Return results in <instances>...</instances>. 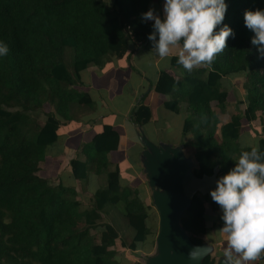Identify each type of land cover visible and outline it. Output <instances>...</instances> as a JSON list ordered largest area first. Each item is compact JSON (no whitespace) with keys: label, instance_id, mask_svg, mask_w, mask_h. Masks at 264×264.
<instances>
[{"label":"trees","instance_id":"trees-1","mask_svg":"<svg viewBox=\"0 0 264 264\" xmlns=\"http://www.w3.org/2000/svg\"><path fill=\"white\" fill-rule=\"evenodd\" d=\"M152 1L0 0V42L9 48L0 56V264H119L117 244L134 251L146 239L149 207L137 187L121 183L120 167L109 159L119 145L111 125H104L68 160L82 189L91 173L98 178L90 206L77 199L76 187L54 184L40 170L62 152L60 118L76 120L94 107L78 87L80 71L124 56L130 41L144 45L154 22L143 21L142 13ZM225 2L223 24L234 30L235 38L227 40L224 52L211 67L191 73L183 69L179 77L163 69L153 86L168 96L167 109L184 115L182 135H193L192 172L199 178L221 177L235 167L242 151L250 150L240 143L243 120L259 119L257 140L248 145L258 143L264 151V59L258 58L251 44L254 33L244 25V12L264 10V0ZM177 59L172 57L173 65H179ZM235 77L242 78L244 108L222 122L229 81ZM130 118L136 126L146 124L149 107L136 106ZM206 200L218 207L207 195L195 193L179 220L194 245H202L207 233ZM121 216L128 241L107 222ZM213 261L206 254L201 264Z\"/></svg>","mask_w":264,"mask_h":264},{"label":"clouds","instance_id":"clouds-1","mask_svg":"<svg viewBox=\"0 0 264 264\" xmlns=\"http://www.w3.org/2000/svg\"><path fill=\"white\" fill-rule=\"evenodd\" d=\"M228 9L225 0H165L163 19L154 9L142 13L143 21H154L148 35L159 57L167 58L174 46H180L177 63L191 73L197 67H211L218 54L235 38L234 30L223 24ZM219 30L216 31L217 27ZM244 25L254 33L251 44L258 58L264 59V10H246ZM157 36L159 37L157 39ZM9 52L0 42V56ZM235 167L216 180L210 196L222 211V227L227 234L223 264H249L264 259V151L259 144H243ZM207 249L194 246L188 259L198 261Z\"/></svg>","mask_w":264,"mask_h":264},{"label":"crops","instance_id":"crops-1","mask_svg":"<svg viewBox=\"0 0 264 264\" xmlns=\"http://www.w3.org/2000/svg\"><path fill=\"white\" fill-rule=\"evenodd\" d=\"M164 2L165 0H153L149 4L148 10L154 9L155 14L163 19ZM152 31L153 28L149 34ZM152 48V42L148 39L141 46L130 41L124 56L112 57L101 67L89 66L80 71L78 87L90 96L94 107L82 111L76 120L67 121L60 118L62 121L59 126L60 141H64V148L62 149L61 146L62 152H65L67 147L78 151L82 144L89 142L95 134L102 131L104 125H111L119 134V145L116 150L109 153V159L119 165L120 178L126 182L131 173L129 170L131 164H134V161L131 163V159L138 157L139 153L145 149L142 136L158 146L179 147L185 158L193 159L189 155L185 156V148L191 147L189 145L191 141L183 140L185 135H182L181 139L179 138V142L163 140V130L175 127L177 123V128L180 129L179 120H182L184 115L167 109L164 102L168 96L156 92L153 88L159 72L163 69L169 70L176 77L183 74L181 65L172 64V57H178L181 48L180 46L172 47L169 56L163 59ZM140 104L149 107L151 118L146 124L136 126L131 121L130 112ZM248 138H250L248 144H254L256 141L254 138ZM78 153L75 152L74 156ZM61 154H54L51 157L53 160L56 158L55 161L59 162L63 158ZM68 163L65 164L66 169ZM69 171L67 170L66 173ZM93 185L96 187L98 183L93 181ZM204 205L206 213L211 210L213 211L212 217L216 218V220L213 219L214 223L210 226L207 225L206 234L211 236L210 233L213 235L214 230L218 231L223 225L219 226V216L222 211L219 206L213 205L209 200H206ZM206 216L207 214H205ZM218 233L223 238L221 241L223 245L220 248L224 249L227 243V234L219 231ZM204 243L209 247V253L212 255L216 246H213L211 242L204 241ZM213 258V262L217 261L218 264L223 260L222 253L217 258Z\"/></svg>","mask_w":264,"mask_h":264},{"label":"rangeland","instance_id":"rangeland-1","mask_svg":"<svg viewBox=\"0 0 264 264\" xmlns=\"http://www.w3.org/2000/svg\"><path fill=\"white\" fill-rule=\"evenodd\" d=\"M230 85L228 86L229 89V97H228V103L226 107V111L224 113H220V117L222 122L225 120H228L230 116L235 113L237 110H241L244 108V103L241 102L243 101L244 97V91L241 88L242 84V78L235 77L232 80L229 81ZM121 89V87H120ZM119 89V90H120ZM183 120L184 118L182 117V120H179V123H181L180 129L177 128L178 123L176 124L175 127L172 128H167L163 130L164 133V141H169V142H179V140L182 137V127H183ZM261 128V125L258 123V121H253L251 123H247L243 120L242 127L240 129L241 133V144H248L249 139L248 137L254 138L257 140V135H259L258 131ZM180 138V139H179ZM244 140L242 141V139ZM188 140V142L193 140V135L192 133L185 135L183 140ZM255 143V142H254ZM59 149L62 146V149L64 148V141H59L58 143ZM190 145V143H189ZM191 146V145H190ZM193 151L194 149L192 147L190 148H185V156L187 157L188 155L193 157ZM76 151L67 147L65 148V152H62V159L61 161H47L46 165L42 167L40 170V175L50 178L52 183L57 184L58 181H61L65 185H70L74 186L78 189L77 192V199L83 204V206H90L92 203L90 201V197L94 192V189L98 187V185L95 187L93 185V181L99 183L98 178L94 176L92 173L86 180V188L82 189L80 182L76 179H74L71 175V171L67 172V170H70V166L66 169V165L68 163V160L71 159L74 156V153ZM188 158V157H187ZM190 159V158H189ZM188 159V160H189ZM55 161V163H53ZM131 167H130V176H128V181L126 182L123 180L121 183L129 184L132 185V187H137L141 193V196L143 197L144 202L146 205H148V213H149V225H150V232L147 233L146 239L138 244L136 250L131 251L125 248H121L119 244L116 245V248H118V252L115 256L116 260L119 262V264H133L136 261H144L146 263L150 262L157 254H158V247H157V235L159 231V213L157 211L156 206L154 205V200H153V193L155 190H158L157 186H151L149 184V179L147 177V172L144 167L143 163V157L142 153H139L138 157H133L131 159ZM192 168L195 165L194 159L189 160ZM66 164V165H65ZM94 186V187H92ZM198 193V192H197ZM207 195V194H204ZM208 196V195H207ZM209 197V196H208ZM211 198V197H209ZM206 226H210L212 223L216 220L215 217H212L213 211L208 210V213H206ZM120 218V217H119ZM118 218V219H119ZM124 219L122 216L118 221H115L113 223V219L107 218V222H111L118 230L119 234L125 237V240H129V236L123 235L122 233L125 232L126 227H122V225H125V221L122 220ZM127 224V223H126ZM83 225L82 221H79L78 227H81ZM96 235H98V231L94 232ZM211 236L205 234L203 236L204 241L211 242L213 246L215 245V250L211 253L213 256L217 258L218 255L223 253V248H220L223 243L222 241V236L220 233H218L217 229L214 230V234ZM123 237V238H124ZM256 261H250L249 264H254ZM213 264H217V261L214 262ZM264 264V261L262 262Z\"/></svg>","mask_w":264,"mask_h":264},{"label":"water","instance_id":"water-1","mask_svg":"<svg viewBox=\"0 0 264 264\" xmlns=\"http://www.w3.org/2000/svg\"><path fill=\"white\" fill-rule=\"evenodd\" d=\"M145 146L142 152L143 163L151 186H157L153 193L154 205L159 213V231L157 235L158 254L147 264H201L202 253L198 261L188 259L194 245L179 224L180 217L189 206L195 193L210 196V190L216 187L215 173L196 177L192 172L189 158H185L179 147L158 146L141 137ZM189 159V160H188ZM218 264H223V260Z\"/></svg>","mask_w":264,"mask_h":264}]
</instances>
